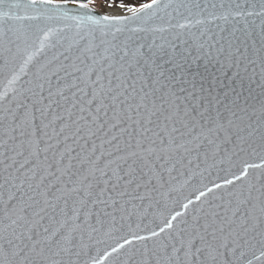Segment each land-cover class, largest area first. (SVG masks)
I'll return each instance as SVG.
<instances>
[{
  "label": "snow or ice",
  "instance_id": "snow-or-ice-1",
  "mask_svg": "<svg viewBox=\"0 0 264 264\" xmlns=\"http://www.w3.org/2000/svg\"><path fill=\"white\" fill-rule=\"evenodd\" d=\"M0 264H264V0H0Z\"/></svg>",
  "mask_w": 264,
  "mask_h": 264
},
{
  "label": "water",
  "instance_id": "water-1",
  "mask_svg": "<svg viewBox=\"0 0 264 264\" xmlns=\"http://www.w3.org/2000/svg\"><path fill=\"white\" fill-rule=\"evenodd\" d=\"M190 71L199 73H214L215 68L211 66L205 67L204 65L200 64L191 68ZM230 76L231 73H228V75L225 77L224 88L218 89V93L222 95L225 91L230 88L232 90L233 95H235L237 92L239 93V99L241 100V102H249L252 99L254 85L244 83L238 85L235 79L229 80ZM227 99H230V97L226 98V102Z\"/></svg>",
  "mask_w": 264,
  "mask_h": 264
},
{
  "label": "flooded vegetation",
  "instance_id": "flooded-vegetation-1",
  "mask_svg": "<svg viewBox=\"0 0 264 264\" xmlns=\"http://www.w3.org/2000/svg\"><path fill=\"white\" fill-rule=\"evenodd\" d=\"M126 2L129 4V5H132V6H137L139 3H142V2H151V0H126Z\"/></svg>",
  "mask_w": 264,
  "mask_h": 264
}]
</instances>
